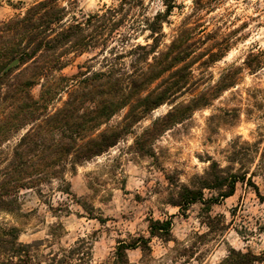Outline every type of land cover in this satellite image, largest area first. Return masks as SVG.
I'll use <instances>...</instances> for the list:
<instances>
[{
    "label": "trees",
    "instance_id": "1",
    "mask_svg": "<svg viewBox=\"0 0 264 264\" xmlns=\"http://www.w3.org/2000/svg\"><path fill=\"white\" fill-rule=\"evenodd\" d=\"M203 1H195L198 7L182 22L164 50L160 49L163 25L175 8L173 2H166L164 13L141 22L125 10L123 0L118 8L68 23L66 8L56 0H45L23 16L0 24V212L21 214L22 191L32 190L42 196V188L55 183L60 184L63 194L71 196L66 172H76L78 166L108 153L155 110L164 105L171 107L136 140L142 151L146 144L186 121L195 111L210 107L235 87L241 68L234 67L226 70L215 85L205 86L208 69L226 56L230 41L225 38L215 42L216 33H207L200 15L205 8ZM146 33L145 44L138 43ZM91 52H96L92 61L100 60V69L88 67L73 77L58 75L68 66L72 53ZM259 58L260 54L251 53L244 64L256 71L262 65ZM14 61L17 65L7 70ZM36 86L41 87L38 97L32 92ZM184 96L190 98L180 101ZM57 101L62 102L61 106L51 110ZM124 109L128 113L123 124L107 127ZM23 131L11 154L4 157L2 147ZM262 144L255 164L250 157ZM246 146L251 156L245 162L255 166L252 172L222 169L211 162L199 178L200 186H182L172 205L181 209L198 203L210 207L217 200H206L204 190L215 191L224 200L235 194L239 183L252 187L263 202L264 195L253 179H264V137ZM48 206L54 214L63 211V206ZM171 228V221L151 220L150 238L167 240ZM20 236L18 227L0 226V264H94L90 246L84 241L61 253L50 250L43 255L41 250L48 240L25 244ZM148 242L143 238L140 246L120 243L114 264H123L128 251L139 247L143 250ZM257 261L259 258L250 252L231 250L221 264Z\"/></svg>",
    "mask_w": 264,
    "mask_h": 264
},
{
    "label": "rangeland",
    "instance_id": "2",
    "mask_svg": "<svg viewBox=\"0 0 264 264\" xmlns=\"http://www.w3.org/2000/svg\"><path fill=\"white\" fill-rule=\"evenodd\" d=\"M43 1L0 0V24L23 16ZM56 1L66 8L69 23L118 8L123 0ZM195 1L125 0L124 8L141 22L145 17L152 19L164 13L166 2H173L175 8L163 25L160 49L164 50L182 22L198 7ZM203 2L205 8L200 15L207 33H216L215 42L225 38L230 41L226 56L208 69L205 86L215 85L226 70L234 67L241 68L235 87L225 91L210 107L195 111L186 121L146 144L142 151L136 140L171 109L169 105L160 107L136 124L132 134L120 139L108 153L78 166L76 172L68 170L66 180L71 196L63 194L57 183L43 187L42 196L24 190L21 214L0 212V226L18 227L20 242L25 244L48 240L42 247L43 255L50 250L61 253L84 241L90 246L94 264H114L120 243L140 246L143 238L149 240L147 247L128 251L123 264H221L231 250L250 252L259 258L254 264H264V201L246 183H239L235 194L224 200L218 198L217 192L204 190L206 200H217L210 207L198 203L181 209L172 205L182 186H200L199 178L211 162L222 169L252 172L255 166L245 162L251 156L246 144L264 137V0ZM147 35L137 42L145 44ZM251 53L260 54L262 65L256 71L244 64ZM95 55L96 52L72 53L68 66L58 75L73 77L88 67L97 71L101 67L100 60L92 61ZM40 90V86L33 89L35 97ZM189 98L184 96L180 101ZM61 104L55 102L51 110ZM127 113L128 109L117 113L107 127L121 126ZM24 133L2 147L4 157L11 154ZM262 148L263 144L250 157L255 164ZM253 182L264 195V179L257 176ZM48 203L63 206V211L52 213ZM151 220L171 221L167 240L150 238Z\"/></svg>",
    "mask_w": 264,
    "mask_h": 264
},
{
    "label": "water",
    "instance_id": "3",
    "mask_svg": "<svg viewBox=\"0 0 264 264\" xmlns=\"http://www.w3.org/2000/svg\"><path fill=\"white\" fill-rule=\"evenodd\" d=\"M17 63H18L17 61H14L13 63H11V64L9 65V67L7 68V70L10 69V68H12V67H14V66H16Z\"/></svg>",
    "mask_w": 264,
    "mask_h": 264
}]
</instances>
